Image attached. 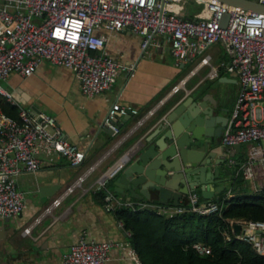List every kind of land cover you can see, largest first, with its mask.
Segmentation results:
<instances>
[{
	"label": "built area",
	"instance_id": "2783aa9c",
	"mask_svg": "<svg viewBox=\"0 0 264 264\" xmlns=\"http://www.w3.org/2000/svg\"><path fill=\"white\" fill-rule=\"evenodd\" d=\"M195 1L201 3V8L193 17H187L178 11L184 0H0V96L16 103L2 81L11 72L29 75L41 60L71 68L85 95L110 87L114 77L131 70L132 65L119 62L105 51V35L97 31L99 27L113 31L128 27L141 35L142 48L154 35L160 36L176 60L203 53L209 44L221 41L228 60L219 62V66L236 73L238 89L220 143L227 150L234 144L247 143L244 161L237 162L230 155L225 159L228 166L237 165L244 178L252 176L254 161L264 171V13L219 0ZM224 13L228 16L221 24ZM200 62L209 63L208 56H202ZM208 74L215 76L217 67L210 64ZM172 89L177 90L178 85ZM126 108L119 103L108 108L103 123L112 132L118 131L114 118ZM43 155L61 156L76 165L85 152L64 136L52 114L19 106L17 117H12L0 108V217L16 215L25 207L16 177L23 169L36 171ZM120 165L108 168L96 179V188L104 189L105 210L121 205L131 209L152 206L166 215L184 210L181 203L117 199L105 184ZM85 174L78 175L66 191L80 186ZM59 201V197L54 198L43 212H49ZM187 202L189 209L199 213L220 208L213 199L201 200L196 191L188 193ZM235 223L240 225L239 230L234 229ZM229 226L230 230H221L225 239L233 231L237 238L264 254V219H231ZM28 230L29 226L24 228ZM113 246L125 248L128 257L139 260L127 242L95 240L82 230L62 254L61 264H106ZM190 247L198 254L210 251L199 240L192 241Z\"/></svg>",
	"mask_w": 264,
	"mask_h": 264
},
{
	"label": "crops",
	"instance_id": "0c3cea01",
	"mask_svg": "<svg viewBox=\"0 0 264 264\" xmlns=\"http://www.w3.org/2000/svg\"><path fill=\"white\" fill-rule=\"evenodd\" d=\"M200 8L201 3L184 0L178 11L184 16L193 17ZM97 31L105 35L104 49L108 54L119 62L132 65L131 70L118 73L107 89L85 95L71 68L47 60H41L29 75L11 72L2 81L11 91L17 107L52 114L64 136L85 152L83 160L76 165H71L61 156L49 158V155H43L42 164L36 171L23 169L18 173L16 183L23 192L25 207L16 215L0 217V230L7 249L2 257L4 264H61L62 254L82 230L89 238L125 241L132 247L130 232L123 223L121 226L118 224L121 220L114 212L119 206L112 210L103 208L104 189L96 188V179L108 168L130 159L153 133L162 116L178 101L189 96L198 99L202 94L210 93L228 110L232 106L238 89L237 75L219 66V62L228 60L222 43L223 56L208 48L211 43L203 53L176 60L160 36L154 35L142 48L141 35L128 27L117 31L99 27ZM205 55L209 63L200 62ZM210 64L217 67V74L213 77L208 74ZM176 84L178 89L173 90ZM228 85L232 93L225 89L227 94L224 95L221 91ZM113 103L136 110L134 113L116 115L117 132H112L103 123ZM223 113L228 114V111ZM227 151L230 158L242 162L247 157V143ZM91 165L93 167L87 171ZM252 170V176L248 177L251 182L248 183V178L243 177L244 182L240 180L237 186L257 192L264 188V171L258 161L253 162ZM83 172L86 174L81 185L66 191ZM235 178L234 174L229 180L228 189L225 187L222 190L226 191L225 198L231 197ZM113 179L110 178L105 187L119 200L150 203L156 200L127 198V191L122 196L113 191ZM196 192H199L198 189ZM188 193L179 198V203L184 199L187 201ZM221 193L216 192L213 199ZM56 197L60 198L59 203L53 205L49 212H43ZM199 198L203 200L201 195ZM37 216L39 219L34 221ZM27 226L28 232L24 231ZM126 252L125 248L113 246L106 264H140L139 260L128 257Z\"/></svg>",
	"mask_w": 264,
	"mask_h": 264
},
{
	"label": "water",
	"instance_id": "95a60500",
	"mask_svg": "<svg viewBox=\"0 0 264 264\" xmlns=\"http://www.w3.org/2000/svg\"><path fill=\"white\" fill-rule=\"evenodd\" d=\"M219 1L264 13V3L258 0ZM227 16V13L222 15L221 24ZM209 94L204 93L198 99L189 96L170 107L153 133L130 159L121 163L112 177L113 191L122 196L127 191V198L144 197L178 205L179 198L197 189L203 199H213L234 174L236 178L231 188L237 186L243 178L238 166L220 169V162L230 155L220 143L229 110ZM128 112H131L130 107L126 108ZM233 147L238 149L240 144ZM239 227L238 223L234 224L235 230ZM1 233L0 230V264H4L2 257L7 249Z\"/></svg>",
	"mask_w": 264,
	"mask_h": 264
},
{
	"label": "trees",
	"instance_id": "16d2710c",
	"mask_svg": "<svg viewBox=\"0 0 264 264\" xmlns=\"http://www.w3.org/2000/svg\"><path fill=\"white\" fill-rule=\"evenodd\" d=\"M0 108L17 117V105L2 96ZM231 193L228 198L223 192L214 198L220 208L210 213L189 209L185 199L181 200L184 210L171 215L159 213L152 206H119L114 212L130 232V243L140 264H264V254L250 242L237 238L233 231L225 239L221 231L230 230L231 219H264V188L252 192L236 186ZM195 240L208 245L210 251L196 253L190 247Z\"/></svg>",
	"mask_w": 264,
	"mask_h": 264
},
{
	"label": "rangeland",
	"instance_id": "374dc122",
	"mask_svg": "<svg viewBox=\"0 0 264 264\" xmlns=\"http://www.w3.org/2000/svg\"><path fill=\"white\" fill-rule=\"evenodd\" d=\"M221 47H222V44H221V42L220 41H216V42H212V44L208 47L209 49H212V51L213 52H215V51H217V53L219 52L220 53V55L221 56H223L224 55V48L222 47V49L223 50H221ZM221 50V51H220ZM229 86L230 85H228V86H224L223 87V91H221L222 93H224V95H226L227 94V91H230L231 93H232V88H230V90H229ZM227 91H226V90ZM236 156V155H235ZM228 166V162H227V159H224L222 162H220V169L222 170V169H224L225 167H227ZM244 180L245 179H243V180H241L242 182H244ZM247 182L248 183H250L251 182V179L250 178H248V180H247ZM250 185V184H249ZM225 187H226V189H228V187H229V183L227 182L226 183V185H225ZM221 192H223V193H225L226 191H221Z\"/></svg>",
	"mask_w": 264,
	"mask_h": 264
}]
</instances>
